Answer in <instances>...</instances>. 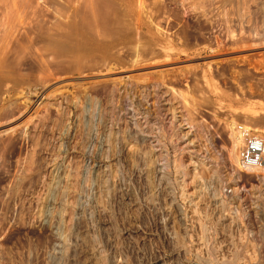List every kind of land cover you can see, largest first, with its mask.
<instances>
[{
	"label": "rangeland",
	"instance_id": "1",
	"mask_svg": "<svg viewBox=\"0 0 264 264\" xmlns=\"http://www.w3.org/2000/svg\"><path fill=\"white\" fill-rule=\"evenodd\" d=\"M149 24L196 36L131 65ZM171 108L181 131L155 119ZM230 119L264 129V0H0V264H224L237 248L264 264V193L231 173Z\"/></svg>",
	"mask_w": 264,
	"mask_h": 264
},
{
	"label": "bare ground",
	"instance_id": "2",
	"mask_svg": "<svg viewBox=\"0 0 264 264\" xmlns=\"http://www.w3.org/2000/svg\"><path fill=\"white\" fill-rule=\"evenodd\" d=\"M140 3V2H139ZM139 6V5H138ZM199 28V27H198ZM213 28V27H212ZM146 29H147V31H148V33H149V35L147 36V37H144L143 36V34H141V32H139V29L137 28V31L135 32V30H134V28H132V32H135L134 33V40L136 41H134V43H137V45H135L136 47H134V48H136L135 50V53H134V55H133V59L131 58L130 60H131V63H129V64H131L132 65V63L133 64H141V62L142 61H146V59H148V58H150V59H152L153 60V62L154 63H161V65H163V64H170L171 62H172V59L174 60V58L176 57V56H178V54H179V50L181 49V47H185V46H187L188 47V44H190L189 43V41H190V38H194L195 36H194V34H188V33H186V34H188V38H187V40L186 41H184L183 40V38H181V37H179V35H172V33H170V32H168V30L166 29V28H164V26L162 27V26H160V25H156V24H149L147 27H146ZM190 30V29H189ZM197 30V29H196ZM228 30V29H227ZM70 31V30H69ZM231 31V30H230ZM143 33V32H142ZM146 33V32H145ZM191 33V32H190ZM232 33V32H231ZM231 33H229V34H231ZM86 35V34H85ZM67 36V35H66ZM65 38H69V37H65ZM97 38V37H96ZM75 39V38H74ZM78 39V38H77ZM180 39H182V41H180ZM217 39V38H216ZM67 40V39H66ZM82 39L80 38V40L78 39V42L77 43H80L79 41H81ZM87 40H92L91 38L90 39H87ZM83 41V42H82ZM81 41V45H82V43L84 44V43H87V41L86 40H82ZM89 42H91V41H89ZM97 43H98V41H97ZM68 44V43H67ZM67 44H66V47H67ZM79 44V45H80ZM101 44V43H100ZM221 42L220 41H217V43H216V47H218L219 48V50H222L224 47L223 46H221ZM69 45V44H68ZM78 45V44H77ZM79 45H78V47H79ZM85 46V45H84ZM88 45H86L85 47H87ZM96 46V45H95ZM100 46V45H99ZM75 47H77V46H75ZM98 47V46H97ZM102 47V46H101ZM91 48V47H90ZM105 48V47H104ZM186 48V47H185ZM101 49V48H100ZM217 49V48H216ZM182 50V49H181ZM186 50V49H185ZM213 51H214V49H212ZM218 50V51H219ZM158 57H161L160 59L158 58ZM158 58V59H157ZM120 60H122L121 58H120ZM118 61V60H117ZM144 61V62H145ZM121 65L122 64H124V62H121L120 63ZM209 65V64H208ZM164 66V65H163ZM171 66V65H170ZM166 67V66H165ZM168 67V66H167ZM164 69V68H163ZM168 70V69H167ZM170 70V69H169ZM159 71H163V70H159ZM164 71H165V69H164ZM203 71V73H202V77H201V79L203 80L202 82H206V71L205 70H202ZM154 72V71H153ZM155 73V72H154ZM165 73V72H164ZM173 73V72H172ZM182 73V72H181ZM180 73V74H181ZM193 73V72H192ZM146 74H150V73H146ZM146 74H143V76L145 75V77L147 76ZM152 74V73H151ZM150 74V75H151ZM171 74V73H170ZM174 74V73H173ZM182 74H184V73H182ZM181 74V75H182ZM126 75V74H125ZM160 76H162L163 75V73H161L160 72V74H159ZM179 75V74H178ZM127 76V78H128V76L129 75H126ZM142 75L140 74V73H138L137 75H136V78H135V80H136V84L139 86V94L141 95V97H142V99H144V97H145V95H146V93L145 92H147L146 91V87H148L146 84H144V83H142V80H145L146 78L145 77H141ZM171 76V75H170ZM150 77H152V76H150ZM163 77H165L164 75H163ZM173 77V76H172ZM171 77V78H172ZM179 77H180V75H179ZM186 77V74L184 75V78L183 79H186L185 78ZM190 77V76H189ZM125 78V79H124ZM161 78V77H160ZM170 78V79H171ZM181 78V77H180ZM166 79V78H165ZM168 79V78H167ZM121 81V80H123V83L125 84V86H127L128 85V82L130 83V81H128V80H126V77H124V76H121V77H119V79H114V82L115 81ZM146 80H149V79H146ZM145 80V81H146ZM151 80V79H150ZM149 80V81H150ZM156 80V79H155ZM160 80V79H159ZM173 80H174V78H173ZM119 81H118V84H119ZM148 81V82H149ZM170 81V80H169ZM184 81V80H183ZM151 82V81H150ZM158 82V81H157ZM157 82H155L154 83V85L155 86H159V84L160 85H162V83L164 82L163 81V79H161L158 83ZM126 83H127V85H126ZM185 83V82H184ZM114 84H116V83H114ZM123 84V85H124ZM131 84V83H130ZM130 84H129V86H130ZM163 84H166L165 82L163 83ZM171 84V83H170ZM149 85V84H148ZM154 85H153V87H154ZM205 85V84H204ZM159 87H161V86H159ZM159 87H156V90H157V88H159ZM167 88H169L168 87V85L166 86ZM165 87V88H166ZM118 88V87H117ZM155 88V87H154ZM170 89V88H169ZM148 90V89H147ZM152 90V89H151ZM161 91V90H160ZM164 91V90H163ZM167 91H168V89H167ZM241 91V90H240ZM153 92V91H152ZM151 92V93H152ZM155 92V91H154ZM162 92V91H161ZM168 92H170V90L168 91ZM172 92V91H171ZM148 93V92H147ZM149 93H150V91H149ZM156 93H158L159 94V91L157 90V92H155L154 94L156 95ZM166 93V92H165ZM162 94V93H161ZM161 94L159 95V96H161ZM169 95H170V93H169ZM132 96V95H131ZM146 96H148V94L146 95ZM152 96V95H151ZM159 96H157V98H161V97H159ZM163 96V95H162ZM154 97V96H153ZM165 97V96H164ZM168 97V96H167ZM129 98V97H128ZM133 98V97H132ZM147 98V97H146ZM166 98V97H165ZM169 99V98H168ZM128 100V99H127ZM133 100V99H132ZM132 100H130L129 102H128V104H127V106H129V107H127L126 108V113H129V114H127V115H130V117H133L134 116V114H135V116H136V113H137V115L139 114V117L138 118H135V117H133V120L132 121H134L133 122V124H135V126L138 128V130H140V132H143V133H141V134H145L146 136H148L149 135V137H150V139L149 140H151V141H153L152 142V144L153 145H155V147L154 148H157L156 147V145L158 146V145H160V141L158 142V139L157 138H160V137H157L156 138V133L158 134V132L161 130V129H163V127L159 130V131H157L156 133H155V126H154V124H157L158 123V121H155V122H153V123H151V124H149L150 122H148V120L146 119L147 117L144 115V114H142V112L141 111H139L138 109H137V106H135L134 104V102H132ZM145 100V99H144ZM160 100V99H159ZM166 99H164V101H165ZM163 101V100H162ZM162 101L160 100V102L162 103ZM167 101H169V100H167ZM144 102H147L146 100L144 101ZM159 102V101H158ZM166 102V101H165ZM164 102V103H165ZM127 103V102H126ZM134 103V104H133ZM163 105V104H162ZM161 106V105H160ZM166 107V106H165ZM158 109V108H157ZM159 109H161L160 107H159ZM166 109H168V107L166 108ZM172 109V108H171ZM157 111V110H156ZM168 111V110H167ZM165 112V111H163L162 113H159V114H157V116H155L156 118L155 119H160V120H162L161 122H163V120L165 119V122L167 123L168 122V124L170 125V128L171 129H173L172 127H174V126H176L177 128H180L181 126H182V121H186V120H182V119H180V118H182V116L179 118L180 120H182V121H179L178 119H177V117L175 116V114H174V110L172 109V110H170L169 112ZM158 112V111H157ZM168 114V115H167ZM254 114H257L256 112H254ZM253 115V114H252ZM141 118H142V120H141ZM131 119V118H130ZM129 119V120H130ZM188 119H189V117H188ZM141 120V121H140ZM179 121V122H178ZM190 121V120H189ZM175 123V124H174ZM190 123V122H189ZM235 123V121L233 120V119H230V122H229V124H228V131H229V138H230V146L228 147V149H227V157H226V159L230 162V165H231V170H232V175H234V176H236V175H238V173L240 172V171H242L238 166H237V164H236V158H235V149H236V146H237V138H236V136H235V134L233 133V131H232V126H233V124ZM190 124H192V123H190ZM183 126H185V125H183ZM182 126V127H183ZM191 126H193V125H191ZM167 128V127H166ZM165 128V129H166ZM168 128H169V126H168ZM185 128V127H184ZM252 128V127H251ZM170 129V130H171ZM174 130V129H173ZM180 131H181V128L179 129ZM163 131H165V130H163ZM178 131V130H177ZM161 132V131H160ZM159 132V133H160ZM170 133H171V131H169ZM173 132V131H172ZM176 132V131H175ZM161 133H163V132H161ZM169 133V135L171 136V134ZM148 134V135H147ZM173 135H174V132L172 133ZM176 134L178 135V133L176 132ZM188 134H190V132H189V130L187 131H184L183 133H180L178 136L177 135H174V137L175 138H178L179 136H180V138L182 139V138H184V140H186V138L188 137L187 135ZM160 135V134H159ZM158 135V136H159ZM162 135H164V134H161V136ZM135 138V137H134ZM171 138V137H170ZM136 139V138H135ZM138 140V139H137ZM143 140V139H142ZM160 140V139H159ZM162 140V139H161ZM177 140V139H176ZM136 141V140H135ZM147 141H148V139H147ZM174 141V140H173ZM144 142V141H143ZM114 143V142H113ZM159 143V144H158ZM185 145H187L188 146V144L190 143H192L191 142V140H189L188 141V139H187V142L185 141ZM115 144V143H114ZM189 144V145H190ZM149 145V144H148ZM151 145V144H150ZM153 145H152V147H149V148H153ZM175 145H176V143H175ZM145 146V145H144ZM161 146V145H160ZM114 147V146H113ZM165 147V146H164ZM159 149L161 150V149H164V148H161V147H158V151H159ZM162 151V150H161ZM151 152V151H150ZM147 153V152H146ZM159 154H160V151L158 152ZM158 153L156 154L157 156H159L158 155ZM161 154H162V152H161ZM166 155V157H167V154H165ZM149 158V157H148ZM154 159H155V156L153 157ZM162 159V157L161 156H159L158 158H157V160H158V162H159V159ZM163 158H165V156L163 157ZM168 158V157H167ZM167 158H165L164 160H167ZM153 159V161H155ZM179 159V158H178ZM163 160V159H162ZM150 161V160H149ZM159 163H161V162H159ZM163 164H164V161L162 162ZM160 164V165H162L163 166V164ZM167 163V162H166ZM166 163L164 164L165 166H166ZM149 164V163H148ZM168 166V165H167ZM163 168H164V166H163ZM167 167H165V169H166ZM160 170H161V166H160V168H159ZM168 169V168H167ZM246 171H251V172H258L259 174H258V184H260L261 185V187H258V196L260 197V196H263L262 195V192L264 193V166H261V167H258V168H249V169H247ZM102 176V175H101ZM101 178V177H100ZM217 178V177H216ZM101 183V182H100ZM105 184V183H104ZM215 184V183H214ZM105 187V186H104ZM217 187V186H216ZM105 189V188H104ZM215 190L213 189V191H212V195H214L215 194V192H214ZM218 192V191H217ZM217 194V193H216ZM215 194V195H216ZM219 194V193H218ZM217 194V195H218ZM216 195V196H217ZM219 196V195H218ZM215 198V197H214ZM213 198V199H214ZM221 200V198L219 199V201ZM216 200H214V202H215ZM218 201V200H217ZM217 201H216V203H217ZM224 202V201H223ZM258 201H254L253 202V207L255 206V208H256V210L254 211L255 213H258V210L257 209H259V202L257 203ZM261 203V202H260ZM215 204V203H214ZM217 205H219L218 203H217ZM220 205H221V207H222V201H221V203H220ZM264 206V205H263ZM219 207V206H218ZM217 207V208H218ZM262 207V206H261ZM173 208V207H172ZM263 209H264V207H262ZM262 210V209H261ZM253 212V213H254ZM262 212V211H261ZM264 213V212H263ZM224 214V213H223ZM260 214H262V213H260ZM257 215V214H256ZM217 217H218V215H217ZM211 228V227H210ZM222 229V228H221ZM263 230V229H262ZM264 231V230H263ZM212 232V231H211ZM264 232H260V239H261V244H263V246H264V234H263ZM212 234V233H211ZM230 235V234H229ZM189 238V237H188ZM208 239H210V238H208ZM257 243V242H256ZM251 245H252V243H251ZM254 245L256 246V244L254 243ZM235 246V245H234ZM251 247H254L253 245L251 246ZM207 248V247H206ZM235 248H236V246H235ZM256 248V247H255ZM254 248V249H255ZM253 249V250H254ZM259 248H257V249H255L254 251H257ZM254 251H253V253H254ZM237 252H238V248H237V250L236 251H233L232 253H231V256H230V258H227L225 261H223V263L224 264H235L234 263V261L236 260V258L241 254L240 252H238L239 254L237 255ZM259 254H260V252H258ZM229 256V255H228ZM240 257V256H239ZM239 257H238V259H239ZM256 258V257H255ZM245 259V258H244ZM250 260H252V258H250ZM249 260V261H250ZM238 261V260H237ZM247 262V261H246ZM260 262V261H259ZM238 264V263H237Z\"/></svg>",
	"mask_w": 264,
	"mask_h": 264
},
{
	"label": "built area",
	"instance_id": "3",
	"mask_svg": "<svg viewBox=\"0 0 264 264\" xmlns=\"http://www.w3.org/2000/svg\"><path fill=\"white\" fill-rule=\"evenodd\" d=\"M232 131L237 138V166L242 171L264 166V129L256 130L241 122H235Z\"/></svg>",
	"mask_w": 264,
	"mask_h": 264
}]
</instances>
